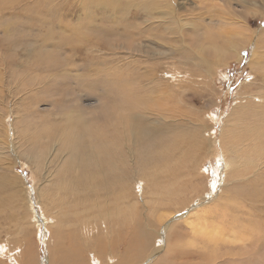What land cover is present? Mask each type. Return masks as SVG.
Returning a JSON list of instances; mask_svg holds the SVG:
<instances>
[{"label": "rangeland", "instance_id": "374dc122", "mask_svg": "<svg viewBox=\"0 0 264 264\" xmlns=\"http://www.w3.org/2000/svg\"><path fill=\"white\" fill-rule=\"evenodd\" d=\"M52 1L0 0V249L5 244L17 249L20 240H26L38 257L39 264H48L50 249L57 245V238H50L51 233L45 226L43 208L38 199V193H41L42 200L47 202L54 215L58 213V224L69 231H62L61 236L66 232L70 234L62 246L70 253L82 249L83 260L96 256L95 253L99 251L98 239L114 242L118 233L124 236L133 228L131 221L134 223L137 220V223L143 224L145 215L154 218L171 215L168 220L178 222L179 210L185 208V214L192 210L194 214L199 211L214 223L232 224V218L236 217L242 234L249 231L248 241L243 244L232 247L220 245L217 256H214L219 260L215 259L212 264H264V175L251 179L255 165L264 162V156H256L255 152L245 150L240 172L248 176L252 184H243L244 192H240L235 190L238 183L230 182L225 186L226 192H221L225 185L222 174L224 166L216 156L201 163L205 176L198 185L195 183L197 188H194L193 185L189 186V176H181L182 167L185 171L188 164L185 160L182 163L178 159L182 156L177 155L182 144L191 140V156H194V150L201 142V134L194 136L193 127L200 123L210 125V121H207L209 117H214L215 133L219 137L225 122L232 119L235 113L233 109L237 102L234 99L243 84L248 83L247 86L256 91H253L255 95H258V90L264 92V82L253 85L255 78L252 77L250 62L255 43L248 47L246 43L248 30L264 31V10L255 5L242 10L235 4L231 10L227 2H217L218 10L215 9L217 12L214 16L221 17L223 22L240 25L243 20H238L237 10H242L248 17L247 28H241L246 42L235 41L237 52L235 49L222 51L220 46L223 39H233L226 38L221 32L208 34L206 22L198 21V18L190 16L191 12H186L181 19L179 35L168 34L161 28L154 29L139 44L146 53L136 56L129 49L132 41L123 40L124 36L119 35L129 30V33L136 32L135 26V29L143 30L151 27L152 24L144 23L142 18H134L138 13L142 14L140 10L132 7L122 12L110 7H96L102 0H95L92 6L82 5L92 0ZM125 1L135 4L134 0ZM162 2L167 4L166 0ZM181 2L188 10L195 8L193 0H178L177 4ZM231 28L226 26L227 30ZM156 34L171 40L165 43L166 48L162 47ZM205 36H215V48L224 53L220 61L226 60L227 63L211 81H204L203 66L188 61L191 55L195 58L197 53L209 50L210 46L203 43ZM209 57L216 58L210 53ZM138 63L141 65L138 66ZM122 87L126 88V95L135 99V105L125 104L126 95L123 97ZM164 94L168 95L167 102ZM178 96H181L182 102L177 101ZM148 97L152 100L157 98L160 105L153 104V101L151 103ZM137 98L141 99V103ZM245 122L248 121L242 116L235 124L234 133ZM238 133L242 135V132ZM263 173L264 170L257 176ZM213 184L215 187L211 190ZM248 190V194L254 193L252 197L244 194ZM142 192L149 195L145 204L147 209L142 208ZM126 196H130L131 201H141L139 210L134 211V218L130 220L125 219L119 207L120 199ZM98 202L102 205L107 203L105 214H108V218L104 222L108 227L105 229L103 226L102 231L97 233H88L90 241L87 242L82 234L85 225H94L103 220L95 214L99 211ZM224 204L227 207L230 205L227 211L229 216L222 221L221 208L226 207ZM193 213L191 215L194 216ZM246 225L250 230H243ZM76 228L81 238L72 236ZM177 243L174 235L175 248H178ZM160 244L158 241L157 245ZM112 248L117 255L124 253L120 245ZM172 248L171 245V254ZM184 249V252L189 250V260H182L176 255L172 256L175 258L172 262L165 263H210L199 255L195 258V249ZM1 260L15 263L9 255Z\"/></svg>", "mask_w": 264, "mask_h": 264}, {"label": "bare ground", "instance_id": "6f19581e", "mask_svg": "<svg viewBox=\"0 0 264 264\" xmlns=\"http://www.w3.org/2000/svg\"><path fill=\"white\" fill-rule=\"evenodd\" d=\"M46 1H52V0H46ZM166 1H167V4H164L162 2V0H134L135 4L132 5L128 2H126L125 0H102L101 3H98L96 5V7H98V8L99 7H104V8L110 7L111 10L114 9V11H116L119 9V10H123L122 12H124V10L131 9L133 7V8H136V10H140L142 12V14L138 13V15H135L134 18H138V19L142 18L144 23H151L152 24L151 27H149L147 29L144 28L145 30H143L141 28L135 29L136 26L134 24L133 25V26H135L134 31H136L134 33L132 31H131L132 33H129V31H130L129 29H125L126 31L129 30L128 32H125V31L123 32V30H121L123 33H121L119 35V37L122 35V36H124L122 38L123 40H131L132 41V46H130L129 49L132 53H135L134 55H136V56H137V54L143 55L146 53L144 51V49L139 47V44L141 42H143V40L146 39L149 36V33H151V31H153L154 29H160L161 28V29H164V31H167L168 34L179 35L181 33V22H182L181 19L184 16L183 14H185L186 12H191L192 14L190 16L193 18L195 17L196 19L198 18L197 19L198 21L200 19L202 22H206V28L208 29V34H213L214 32H221L222 34L226 35V38H232L234 40L233 41L230 39H223V44H222V46H220V47H222V51H224V50L227 51L228 49L229 50L235 49V51L237 52L238 47L236 46L235 41L237 40V43L238 42L242 43L244 41L243 40L244 34L242 33L241 28H245V26L247 28L248 17H246V15L244 13H242L243 8L248 10L250 5L251 6L255 5L259 9H261V11L264 10V0H193L195 3V8L190 9V10H188V8L186 6H184V2L177 4L178 0H166ZM218 1L227 2V4L231 7V10L234 9L233 8L234 4L238 8H241L242 10H237L236 12L238 13V20H239V18H240V21L243 20L242 23L239 22L241 24L237 25V24H233V22H231V21H229V22L224 21L223 22L224 19H221V17L216 18L214 15H215V12H217V10H218V8L216 7ZM52 2H54V1H52ZM94 2H95V0H92L91 3L86 1L85 3L82 2L83 3L82 5L83 6H85V5L92 6V3H94ZM8 4L9 3H7V5ZM17 4L19 5L18 2H17ZM8 6H13V5L11 4ZM216 8H217V10L215 11ZM12 10H14V9H12ZM164 10H167V11H164ZM115 14H117V13H115ZM230 15H232V12L230 13ZM88 17L92 18V16H90V15ZM123 18H124V16H123ZM233 20H235V19H233ZM118 23H119V21H118ZM127 24H130V23H127ZM154 24H157V25L154 26ZM226 26L228 28H229V26H232L231 30L228 29L229 32L226 29ZM106 28H107V26H106ZM206 32H207V30H206ZM248 34H249L248 41L247 42L244 41L247 43V47L249 44L255 43V46H254L255 48L253 49V57H252L251 62H250V66L252 67V70H253L252 77L255 78V83H253V85H255L257 82H261V85H262V82H264V51H263L264 50V31L262 30V31H260V33H258L256 31H249L248 30ZM248 34H247V36H248ZM257 34H259V35H257ZM156 35L158 36L157 39L161 42L162 47L166 48L167 45L165 43H168L171 40L166 39L165 36L162 34H156ZM253 38L256 39V41ZM196 40H198V39H196ZM203 41H204L203 43L206 46H210L209 50L208 51L203 50L201 53H197L195 58L191 55L188 58V61L191 64L195 63L198 66L204 67L205 70H202V74H204V76H203L204 81H209L210 79L214 80V77H217L219 69L222 66L226 65L227 63H226V60H225V62L220 61L221 60L220 57H222L224 53L222 51H220L219 48H217V49L215 48L214 45L217 42L215 36H205ZM232 45L234 48L232 47L230 49V46H232ZM244 46H246V45H244ZM96 47H97V45H96ZM109 49L111 50V48H109ZM179 52L183 53L182 50H179ZM209 53L212 55L214 54L216 58H214V59H212V57L210 58ZM232 53H234V52H232ZM233 57H234V55H233ZM140 65L141 64H139L138 66H140ZM257 69H260L259 72H257ZM257 75H258V79H257ZM247 85H248V83L243 84L242 90L239 93H237V95L235 96L234 101L237 102L235 104L234 109H233V112H235V113L233 114L232 119H230V118L227 119V121L225 122V124L222 128V133L220 132L219 137H217L216 133H215L216 132L215 131L216 126L213 124V118L214 117H209L210 119H207V121H210V125L207 126V125H204V123L203 124L200 123L198 126L193 127L195 130L194 136L201 134V136H200L201 142L199 143V145L196 146L197 149L194 150V153H193L194 156H191V151H192L191 140L182 144V146L179 148L180 152H178L177 155H181L182 157H180L178 159H181L182 163H184V160H185V162L188 164V168H186L185 171H184V168L182 167L181 176H185L186 178H187V176L190 177L189 178L190 181L188 180L190 183L189 186L193 185L194 188H197L198 182H201L200 179H202L205 176V173L202 172V168H201L202 164L201 163L205 162L206 159H210V157H215V156L217 157V159H219L218 162L223 163V166H224L222 174H223V179H224L223 184H225V185L221 188V192H226L225 186L227 184H229L230 182L238 183V184H235V190L237 189L241 192L243 190V187H244L243 184H247V183L252 184V180L255 177H262L264 175V173H263L260 176H257L260 171L264 170V162H261V163L255 165L256 170L253 172V174L251 176V179L253 178L252 180L248 176H244L240 172V163L243 160L245 150H251L252 152H255L256 156H264V92L258 90V92H259L258 95L257 94L255 95L256 91L254 89H252L251 87L249 88ZM260 89H262V88H260ZM253 91H255V93ZM121 93L124 97V95H126V88L122 87ZM169 96L171 97V94H169ZM167 97H168V95L166 96V102H167ZM148 99L151 101V103L153 101V104L154 103L158 104L157 98H154L152 100L148 97ZM148 99H146V100L148 101ZM124 100H125L124 101L125 104L132 103L133 105H135V103H136L135 99L128 96V95H126L124 97ZM136 100L141 103L140 98H137ZM159 100H160V98H159ZM177 101L182 102L181 96L177 97ZM149 105L150 104H148V107H149ZM158 105H160V104H158ZM150 107H151V105H150ZM153 108H152V110H153ZM150 114L153 115L154 113H150ZM242 116H243V119H247L248 122H245V124L243 123V126L241 128H238V130L240 129L239 131L242 132V135H239V133H238L239 131L234 133V131L236 129L235 124L239 122V120L241 119ZM192 124H193V122H192ZM153 129H156V128L154 127ZM197 131H198V133L196 134ZM200 131H201V133H200ZM149 145H151V144H149ZM154 148L156 149V147H154ZM176 148H177V146H176ZM170 151H172V150H169V152ZM186 154L188 157L186 156ZM186 157L189 158V161H187ZM157 158H159V157L157 156ZM164 158H165V156H164ZM108 161H110V160H108ZM108 161H106V162H108ZM159 161H158V163H159ZM155 162H153V164ZM168 162H166V165ZM186 163H185V165H186ZM157 165H159V164H157ZM164 177L166 179V175ZM176 178L178 179L179 176L178 177L176 176ZM262 179H264V176L262 177ZM184 183H186V182H184ZM117 185H122V184H117ZM102 186H103V184H102ZM186 186H187V184H186ZM151 187L152 186H150V188ZM212 189H214L213 186L211 187V190ZM244 189H245V187H244ZM103 190H102V192H103ZM110 190L111 189H109V191ZM119 190H118V192H119ZM113 191H114V188H113ZM113 191H112V194H113ZM115 191H117V190L115 189ZM106 192H107V189H106ZM242 192H244V191H242ZM44 193H45V191H44ZM114 193H116V192H114ZM248 193H249V190L247 192H245L244 194H248ZM103 194H105V193H103ZM142 194H144V192H142ZM142 194H141V196H142ZM253 194L254 193H252L251 195L250 194H248V195H250L252 197ZM38 195H39V198H38L39 199V205L43 208V212H44L42 214L44 215L45 226L48 228L49 232L51 233L50 238H54V239L57 238V239H55V240H57V242H56L57 245L54 247L52 246L53 248L51 247V249H50L49 253H51V256L48 258V261L46 262L48 264H94V261H96V264H160L161 262H163V264H164L165 262H172V259H175L172 256L177 257L176 255H179L182 260L183 259L189 260L191 258L190 255L188 254L189 250H188V252H186V251L184 252V250H186L184 248H187V247L195 249L194 250L195 251V258H197V256L199 255V257L207 258L210 261V263H208V264H212L216 259V257H214V256L216 255L220 245L228 244L230 247H232L235 244H243L246 241H248L249 231H248V233L245 232L244 235L242 234L241 230L238 229V225L236 224V217L232 218V221H233L232 224H230V223L227 224L225 222L226 219L224 220L225 223H219V222L217 223L216 222L217 223L216 224V223L208 220L209 218H206L208 216L204 215L205 213H200L198 211V213L195 212V214H194L193 213L194 210H192L193 212H191V213L194 214V216H193V215H191V213L185 214V208H181V210H179L180 214H178L179 216L177 218V220H179L178 222L177 221L173 222L172 220L171 221L168 220V219H170L171 215H169V216L160 215L156 218H154L153 216L151 217V216L145 215L144 222L140 220L141 222H143V224L139 223V222L137 223V220H135L134 223H133V221H131L130 223L133 224V228L131 230H128L124 236L118 233L117 234L118 236H117V238L115 237L116 240L114 242L108 241L109 239H107V241H104L102 239H98V240L96 239L97 244H99L98 245L99 251H97L95 253L96 256L95 257L89 256L88 260H83V258H82L83 256H81L82 255V249L80 251H77V252L75 251L76 253H70L68 250H66L65 246L64 247L62 246L64 244V242L66 243L67 238L69 237L70 234L66 232L65 235L61 236L62 231L65 229L62 228L63 225L61 227L58 224V221L60 218V217L58 218V216H56L58 213H56V215H54L52 210L49 209L47 202L42 200V197H41L42 194L38 193ZM146 195H147V197H146ZM148 196H149L148 193H145L144 196H142L140 199L142 201V203H144V206L142 207L144 209H147L145 204L148 202L147 201V199H149ZM166 196H168V195H166ZM129 197L130 196H128V197L126 196V197L121 198L119 201L121 203V205L119 207L123 211L125 219L130 220V219L134 218V215H135L134 211L139 210L138 206L141 205L140 204L141 201L137 200L136 202H134L133 200L131 201L129 199ZM172 197H174V195H172ZM71 199H74V198L72 197ZM97 199L98 198H96V200ZM200 199H203V197H200ZM88 200H89V198H88ZM94 200H95V198H94ZM118 200H117V202H118ZM75 201H76V199H75ZM94 202H96V204H97V201H94ZM115 202H116V200H115ZM70 203L72 204V202H70ZM77 203H78V201H77ZM98 204H99V202H98ZM100 204L98 206L99 211H97V213H95V212L94 213L96 214V217H99L103 220L97 221V223L94 225L93 224H89L87 226L85 225V228H83V231H82L83 233L81 232L83 234V237L86 239L85 241H87V242L90 241V237L88 236V233H90V232H92V234H93V232L97 233V231H99V230L102 231L101 229H103V226L105 227V229H107V227H108L106 222H104L108 218V214L107 215L105 214L107 209H108V208H106L107 203H105V205H102V204L100 205ZM217 205H219V204H217ZM217 205H215V206L217 207ZM224 205L226 206V204H224ZM109 206H111V204ZM229 206L230 205H228V207ZM228 207L226 206L225 208L224 207L221 208L222 214L221 213L220 214H221V220L222 221L224 218L229 216L227 213ZM88 209H86V210L89 212ZM148 212H150V211H148ZM74 213H76V212H74ZM110 213H109V215H112ZM116 213H117V211H116ZM116 213H115V215H116ZM118 213H117V215L119 216ZM120 213H121V211H120ZM149 215H150V213H149ZM204 216H206V217H204ZM113 217H114V215H113ZM218 218L220 219V216ZM78 219H80V218H78ZM81 219L83 220L82 217H81ZM86 221H88V220H86ZM76 222H77V224L79 223L78 220ZM62 223H64V222H62ZM86 223L87 222H85V224ZM240 224H239V226H240ZM115 225H117V224H115ZM56 226H58V227H56ZM72 227H73V225H72ZM82 227H84V226H82ZM122 227H123V224H122ZM178 227H179V230L177 231ZM54 228L56 230H54ZM119 228H117V229H119ZM38 229H39V225H38ZM114 229H112V230H114ZM243 230L244 231L250 230V228L248 225H246ZM65 231H68V229ZM79 232H80L79 229L76 228L74 230V233L72 234V236L77 238V239L81 238L82 235L80 236ZM120 232H121V230H120ZM174 235H176L177 240H178V243L176 244V246L178 248H175V246L173 244V236ZM103 238H105V236H103ZM55 240H53V241H55ZM73 240L75 241V239H73ZM158 241L161 242L160 246L157 245ZM29 245L30 244L27 243L26 240H20L19 247L17 249L12 248L13 250L11 248H9L7 244L2 245L1 249H0V258L3 259L4 256L9 255V257L15 261L14 264H39L38 257L33 253V251L31 250ZM34 245H36V244H34ZM49 245H50V243H49ZM119 245L121 246V248L123 247V249H124V253L123 254L121 253V255H117L116 250L112 248L113 246L118 248ZM171 245L174 247V248H172L173 249L172 254L169 251V247H171ZM87 246H86V249H87ZM224 247H226V246H224ZM48 248H49V246H48ZM79 249H80V247H79ZM221 250H224V249L222 248ZM225 251H228V250H225ZM238 252H240V251H238ZM225 255H227V254H225ZM218 256H220V255L218 254ZM1 259H0V264H12L10 261H8V263H4V262H2ZM198 262H200V261H198ZM176 264H178V262ZM201 264H202V262H201Z\"/></svg>", "mask_w": 264, "mask_h": 264}, {"label": "snow or ice", "instance_id": "6c2138e0", "mask_svg": "<svg viewBox=\"0 0 264 264\" xmlns=\"http://www.w3.org/2000/svg\"><path fill=\"white\" fill-rule=\"evenodd\" d=\"M213 187H215V184H213Z\"/></svg>", "mask_w": 264, "mask_h": 264}]
</instances>
